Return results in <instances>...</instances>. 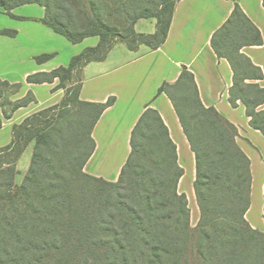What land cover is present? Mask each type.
Returning a JSON list of instances; mask_svg holds the SVG:
<instances>
[{
  "label": "trees",
  "instance_id": "1",
  "mask_svg": "<svg viewBox=\"0 0 264 264\" xmlns=\"http://www.w3.org/2000/svg\"><path fill=\"white\" fill-rule=\"evenodd\" d=\"M84 1L90 14L80 31L64 6L67 0H0L6 14L19 20L25 18L12 13L16 7L43 6L46 14L41 22L72 44L89 37L100 40L73 57L67 67L27 78L33 84L58 79L57 88L64 89L65 96L60 104L15 125L11 143L0 148V264H44L50 253L58 255L57 264H188L190 252L200 264H264V233L246 219L252 174L250 159L237 144L239 130L214 108L203 105L195 77L186 67L176 82H165L158 95L166 94L172 101L195 155L194 193L200 212L196 229L191 227L188 196L178 191L184 169L178 163L177 146L157 110L148 106L133 129L132 151L118 181L85 173L96 146L92 131L115 99L84 102L79 98L81 82L73 97L63 83L76 69L104 60L118 42L132 50L141 44L153 49L162 46L180 0ZM112 6L117 9L108 13ZM115 14L122 28L107 20ZM143 18L157 20L155 34L136 32L135 25ZM16 35L15 30H0V36ZM127 35L134 44L127 42ZM263 43L259 29L237 3L211 41L217 56L226 59L234 73L231 105L237 107L241 101L250 126L264 135V110H259L264 106V88L259 84L264 73L242 52L246 46ZM53 57L43 54L35 60L42 64ZM22 85L0 79V107L7 119L36 101L32 93L16 102L2 100L7 90L12 95ZM32 143L30 167L16 188L18 162ZM75 164L85 177L110 188L96 215L70 206L74 190L68 172Z\"/></svg>",
  "mask_w": 264,
  "mask_h": 264
},
{
  "label": "crops",
  "instance_id": "2",
  "mask_svg": "<svg viewBox=\"0 0 264 264\" xmlns=\"http://www.w3.org/2000/svg\"><path fill=\"white\" fill-rule=\"evenodd\" d=\"M235 3L259 29L264 42L263 0H180L176 3L162 46L153 49L141 44L132 50L125 42H118L104 60L91 61L80 69V100L106 103L110 98L115 99L92 131L96 146L84 171L108 182L118 181L132 151L133 129L149 106L159 112L177 146L178 163L184 169L178 191L186 192L184 184L188 170L194 173L191 181L194 187L195 155L172 101L166 94L158 95L159 88L165 82H176L186 67L195 77L203 105L214 108L239 130L237 144L250 159L252 174L251 204L246 219L254 229L264 233V135L250 126V118L241 101L237 107L231 105L234 73L230 63L218 57L211 45L213 35L229 19ZM12 13L25 19L12 18L0 7V20H3L0 30L17 31L15 37L0 36V79L23 84L18 93L10 95L12 102L25 98L29 93L36 101L19 108L9 119L5 118L0 107V148L11 143L15 125L60 104L65 96V90L57 88L58 79L53 83L33 84L27 82L28 76L67 67L73 57L87 48L96 47L100 41L98 37H89L72 44L41 22L46 10L38 4L16 7ZM135 30L139 34L153 35L157 30V20L140 19ZM242 52L264 73V43L246 46ZM43 54H54V57L40 64L35 58ZM259 84L264 88V79ZM259 110H264V106ZM30 149L31 145L18 162V176L30 166L33 153L26 158Z\"/></svg>",
  "mask_w": 264,
  "mask_h": 264
},
{
  "label": "rangeland",
  "instance_id": "3",
  "mask_svg": "<svg viewBox=\"0 0 264 264\" xmlns=\"http://www.w3.org/2000/svg\"><path fill=\"white\" fill-rule=\"evenodd\" d=\"M64 6L66 7V10L70 11V12L67 11V13L71 16V19L73 20V25L79 26L80 31H84L88 24V18L90 14L89 6L86 5L84 0H67V3ZM116 9H117L116 6H112L110 7V10L108 11V13ZM107 20L109 21L111 25L122 28L121 18L118 17L117 14L110 16V18H108ZM0 23H3V20H0ZM127 36H128L127 42L134 44L132 36H129V35ZM154 44H156V42H153L152 46ZM80 82H81L80 70L76 69L74 73L72 74L71 79L63 83V86H65L67 89L70 90L71 97L74 96L76 89L80 86ZM59 84H60V81H59ZM11 91H12L11 89L6 91L7 94H4L2 98L3 101H7V98L10 97ZM74 109H75L74 111H77V112L80 110L78 106L75 107ZM73 120L76 121V118L74 117ZM83 122H87V121H83ZM33 150L34 149H33V143H32L31 149L27 151L26 158L30 157V154L33 153ZM74 166L75 168L73 169V172L72 173L68 172L71 174L70 186L74 190L72 193L73 202L71 203L70 206L73 211L78 212L81 210L82 211L86 210L90 213H95L96 215L98 213L97 211L98 208H100L104 200V196L106 192L110 191V188L105 186L101 182L85 177L83 174L80 173L79 166L77 167V164H75ZM29 167L26 169L23 175L16 176L15 178L16 188L21 187L25 179V175L28 172ZM193 175L194 173L192 170L187 171V178L184 184V188L186 191L185 193L187 194L188 199H189V207L191 210V227H192V230L194 231L200 219V212H199L197 201L194 195L193 183L191 182ZM76 220L78 219L76 218ZM81 222H84V221L81 220ZM66 225L69 226L68 223ZM74 225L81 226V224H79L78 222H76ZM49 256H48L49 259L44 264H57L58 255L50 253ZM64 256H67V255H64ZM64 256L63 258L65 259ZM188 259H189L188 264H200L198 257L195 256L193 252L189 253Z\"/></svg>",
  "mask_w": 264,
  "mask_h": 264
}]
</instances>
